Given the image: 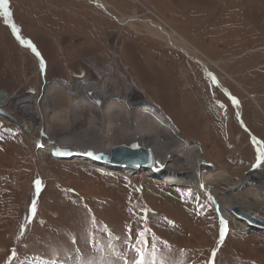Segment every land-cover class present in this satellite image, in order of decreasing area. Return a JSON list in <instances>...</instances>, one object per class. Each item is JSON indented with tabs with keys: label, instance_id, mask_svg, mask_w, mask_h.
<instances>
[{
	"label": "rangeland",
	"instance_id": "1",
	"mask_svg": "<svg viewBox=\"0 0 264 264\" xmlns=\"http://www.w3.org/2000/svg\"><path fill=\"white\" fill-rule=\"evenodd\" d=\"M30 99L42 146L188 144L154 166L264 207V0H0V264H264L209 191L41 154Z\"/></svg>",
	"mask_w": 264,
	"mask_h": 264
},
{
	"label": "bare ground",
	"instance_id": "2",
	"mask_svg": "<svg viewBox=\"0 0 264 264\" xmlns=\"http://www.w3.org/2000/svg\"><path fill=\"white\" fill-rule=\"evenodd\" d=\"M133 19V18H132ZM125 22V20H122ZM106 87V84L103 85ZM105 90V89H104ZM104 91H100V92H91L92 96L93 94L95 95L94 98H96L97 100H99L100 103H104L105 100L109 99L110 97H105L104 100H100V95H103L101 93H103ZM82 95V94H81ZM80 95V98H81ZM112 97V96H111ZM70 98V97H69ZM84 99V98H83ZM117 99V98H115ZM82 100V98H81ZM86 101V100H85ZM65 102V101H64ZM23 103H29V105L27 106V109H25L24 111H22V114L27 117V119L29 120V122H26V128L29 130V132L31 133V140L33 142V144L35 146H37L39 152L42 154H50L52 156L55 157H62V158H69L72 155H80V156H84L86 158H89L93 161H101L100 166L102 168H106V166H108V154H109V148H107V151H103L101 154H93V152L90 151H83V150H78L75 149L74 146H71L70 144H68L67 142L62 143L61 141H57L54 139L49 138V140H47L48 144L47 147L46 146H42L44 144V142H46L45 140H42V143H40V141H38V134L34 132L35 130V125L31 122L34 121H38L40 119L41 123H40V127L42 126V123L44 120V118H42L43 116L41 115L40 112V108H39V101L37 99H30V100H26L23 101ZM41 103V101H40ZM84 106H89L87 104V101L82 103ZM105 104V103H104ZM31 105V106H30ZM142 105V104H141ZM80 106V105H79ZM25 107V106H24ZM21 107V110L24 108ZM45 107V106H44ZM58 107V105H57ZM141 107V106H140ZM140 115V114H139ZM125 116V115H124ZM155 116V115H154ZM54 118V117H53ZM57 120V119H56ZM92 121H94V119L91 118ZM47 121V120H46ZM48 122V121H47ZM46 124V123H45ZM92 124H94L92 122ZM142 124V123H141ZM37 125V124H36ZM44 125V124H43ZM146 127V126H145ZM42 128V127H41ZM96 128V126L94 127ZM70 130V129H69ZM73 130V129H72ZM119 130V129H118ZM117 130V131H118ZM136 130V129H135ZM146 130V129H145ZM38 131V130H37ZM48 131V130H47ZM122 131V130H121ZM139 131V130H138ZM154 131V130H153ZM155 134V132H154ZM158 134V133H157ZM37 135V136H36ZM114 135V134H113ZM43 136V134H42ZM117 136V135H116ZM56 137V136H55ZM70 137V136H69ZM128 137V136H127ZM119 138V137H118ZM121 138V137H120ZM103 139V138H102ZM117 139V138H116ZM164 139V138H163ZM108 140V139H107ZM161 140V139H160ZM159 140V141H160ZM158 141V142H159ZM59 142V143H58ZM114 142V141H113ZM131 142V141H130ZM161 142V141H160ZM133 143V142H131ZM141 143V142H140ZM134 144V143H133ZM136 144V143H135ZM156 144V142L154 143ZM159 145H157L156 148H154V146H141V145H137V148H142L144 150H150L152 157H154L155 159V153L157 157H160V159L163 161L165 160L166 156H168L169 158H171V154L174 155V153H178V152H185L188 150H185L186 148H189L190 146L188 144H183V146L179 149L177 148L178 145H175L173 147V152L167 150V145L163 144V143H157ZM110 145V144H109ZM112 145V144H111ZM115 145V144H114ZM124 145V143H123ZM181 145V144H180ZM189 146V147H188ZM151 147V148H150ZM170 148H172V146L170 145ZM176 148V150H174ZM109 149V150H108ZM169 149V148H168ZM154 150V151H153ZM196 151V149H195ZM170 155V156H169ZM172 155V156H173ZM185 155L188 158V153L186 152ZM197 155V154H196ZM47 156V155H46ZM194 156V155H193ZM192 158V157H191ZM178 159V158H177ZM189 159V158H188ZM184 160V159H183ZM180 161V160H179ZM157 162V159L156 161ZM197 162V161H196ZM164 163V162H163ZM182 163V162H181ZM157 164V163H156ZM192 164V163H191ZM161 165L164 164H160V168L159 165L156 167L153 166H149L150 168L146 169L145 172H148L149 175L151 176H156V177H160V176H165L166 180L168 182H178L177 184L179 185H184V186H191V188L193 187L196 190L202 191V192H210L211 189L209 188L211 186V188H214L216 190H219L220 188V184L221 180H224V176L223 175H218L217 178H213L209 175H205L207 173H204V171H196L197 175L194 177H188V173H177L171 171L170 173H168L166 170H172V169H161L163 167H161ZM175 165V164H174ZM180 166V165H179ZM109 167V166H108ZM165 168V167H164ZM126 170V169H124ZM141 171L142 169H134V170H128V171ZM178 170V169H177ZM199 170H202L201 168ZM184 171V170H183ZM167 172V173H166ZM200 175H202L200 177ZM226 182V181H224ZM229 182V181H228ZM230 183V182H229ZM226 185V184H225ZM228 185V184H227ZM209 186V187H208ZM224 186V184H223ZM228 189V188H227ZM239 187L238 186H234L233 184L229 186V191L227 192V194L229 195L230 193H233V191L238 190ZM250 189V188H249ZM264 192V191H263ZM211 193V192H210ZM212 197L214 198L216 205H217V209L219 212V215H221L222 217H224L225 221H232L235 223L236 227L238 229L241 230H249V231H254L257 232L260 236L264 235V207L260 201V203L258 202V198L255 196H246L247 198V202L243 201V200H236L234 203L231 204V201H228L229 205L226 203L224 197L226 198V193L224 194V196H220L222 193L219 191L216 195L211 193ZM240 203V204H239ZM235 204L241 205L243 208H241L240 206H237L241 211H244L245 213H248L249 215H246L240 211H238L237 209H232L230 211L231 207H236ZM246 207H245V206ZM237 210V211H235ZM235 213V216L233 215ZM233 213V214H232ZM243 216L244 219H237L238 217L236 216ZM260 221V222H259ZM262 222V223H261ZM254 226V228H252ZM256 228V229H255ZM257 229L259 231H257ZM263 230V231H261Z\"/></svg>",
	"mask_w": 264,
	"mask_h": 264
},
{
	"label": "water",
	"instance_id": "3",
	"mask_svg": "<svg viewBox=\"0 0 264 264\" xmlns=\"http://www.w3.org/2000/svg\"><path fill=\"white\" fill-rule=\"evenodd\" d=\"M0 116L6 117L13 122V120L2 110H0ZM108 155L107 160L108 166L110 167L109 169L140 170L141 168L145 171L150 168L149 166L153 167L155 163V159L152 157L150 150H144L137 147L130 148L124 145L114 146L109 150Z\"/></svg>",
	"mask_w": 264,
	"mask_h": 264
}]
</instances>
